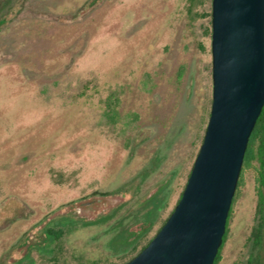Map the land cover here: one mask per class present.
Returning a JSON list of instances; mask_svg holds the SVG:
<instances>
[{
    "label": "rangeland",
    "instance_id": "1",
    "mask_svg": "<svg viewBox=\"0 0 264 264\" xmlns=\"http://www.w3.org/2000/svg\"><path fill=\"white\" fill-rule=\"evenodd\" d=\"M93 1L13 0L0 14V264H126L176 207L203 143L212 0L192 12L189 0ZM258 186V163L242 165L219 264H264V233L249 244ZM156 193L158 222L125 250ZM47 223L63 238L48 240Z\"/></svg>",
    "mask_w": 264,
    "mask_h": 264
},
{
    "label": "water",
    "instance_id": "2",
    "mask_svg": "<svg viewBox=\"0 0 264 264\" xmlns=\"http://www.w3.org/2000/svg\"><path fill=\"white\" fill-rule=\"evenodd\" d=\"M212 77L210 118L182 197L126 264L214 263L264 106V0H212Z\"/></svg>",
    "mask_w": 264,
    "mask_h": 264
},
{
    "label": "trees",
    "instance_id": "3",
    "mask_svg": "<svg viewBox=\"0 0 264 264\" xmlns=\"http://www.w3.org/2000/svg\"><path fill=\"white\" fill-rule=\"evenodd\" d=\"M13 3H14L13 0H0V8L2 9L1 13H0L1 16H4L7 14L6 10L10 9L13 6ZM189 3H190L189 4L190 11L192 12L193 9L195 8L197 2H196V0H189ZM4 9H6V10H4ZM252 161H256L258 163V183H259V186H258V191H257L258 198H257L256 212H255V224L252 228V231H251V234L249 237V244L251 246V249L253 251H256L261 246L263 233H264V106H263V109L261 111L259 118L257 119L255 127L252 131V134L250 136L248 147H247L245 157H244V161H243V166H249L252 163ZM190 174H189V176H190ZM182 194H181L178 202L180 201ZM157 195L158 194L156 193L155 195H153L151 198H149L145 202L146 211L143 214L139 213L138 218L136 220L137 222L142 221L141 225L147 223V225H146L147 229L142 234L138 233L140 230L135 232L134 237L131 238L132 242L128 246L125 247V250L135 249L137 247L138 242L141 239V237L145 236V234L148 233L152 229V227L158 222L159 212L156 208H154L155 201H157V198H158ZM178 202H177V204H178ZM123 209H124V206L122 205L121 208L117 209L115 211V213L112 214L111 216H109L108 218L106 216H103L102 218H106V219H104V221H102L101 223H107V222L111 221ZM229 217H230V212H229L228 219H227V225H228ZM63 218H65V217H63ZM167 219L162 223L160 229L164 226ZM75 220L81 221L78 219H75ZM117 221H119V222L117 223V226L115 227L116 233H115L114 237L112 238V242L122 241L124 235L126 233H128V231H129L127 226H125V224H124L125 219L123 220V218H122V219H118ZM49 223H50V221H49ZM49 223H47L44 226V228H42V230L46 234L48 240H53V241L57 242L60 239H62L63 236L65 235V227H62L61 225H54V226L51 225L50 226ZM81 223H83L85 226L94 225V224H101L97 221H81ZM227 225H226V227H227ZM159 230H158V232H159ZM130 237H132V235ZM226 237H227V232L223 236L222 244L219 248V251L217 253V256H216L213 264H219L221 261V251H222L223 245L225 244ZM149 243H150V241H149ZM146 246H144L139 251V253Z\"/></svg>",
    "mask_w": 264,
    "mask_h": 264
},
{
    "label": "flooded vegetation",
    "instance_id": "4",
    "mask_svg": "<svg viewBox=\"0 0 264 264\" xmlns=\"http://www.w3.org/2000/svg\"><path fill=\"white\" fill-rule=\"evenodd\" d=\"M90 203V202H89ZM91 203H94V202H91Z\"/></svg>",
    "mask_w": 264,
    "mask_h": 264
}]
</instances>
